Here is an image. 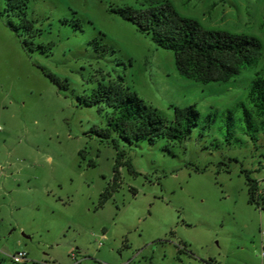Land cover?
<instances>
[{"label":"rangeland","instance_id":"rangeland-1","mask_svg":"<svg viewBox=\"0 0 264 264\" xmlns=\"http://www.w3.org/2000/svg\"><path fill=\"white\" fill-rule=\"evenodd\" d=\"M163 2L257 38L260 62L228 83L185 79L172 51L112 12ZM263 69L264 0H0V264L19 252L23 264H264L244 174L264 193V135L242 132L239 107ZM119 79L168 123L195 106L199 126L175 144L100 138L112 110L82 100ZM113 139L133 170L114 190Z\"/></svg>","mask_w":264,"mask_h":264},{"label":"trees","instance_id":"trees-1","mask_svg":"<svg viewBox=\"0 0 264 264\" xmlns=\"http://www.w3.org/2000/svg\"><path fill=\"white\" fill-rule=\"evenodd\" d=\"M8 3L12 4V0ZM112 12L134 25L139 32L151 36L160 48L172 51L178 73L202 85L228 83L243 70L256 67L262 58L263 45L257 38L205 28L199 22L181 16L169 2L140 9H112ZM95 44L101 48L98 41ZM119 82L115 90L100 87L89 99L82 100L87 107L105 105L112 110L108 129L94 130L100 138L108 140L114 133L130 145L136 142L154 144L160 138L175 144L187 140L199 126L200 114L195 106L177 108L175 120L168 123L146 106L136 93L125 88L123 79ZM248 101L249 109L243 103L239 105L243 108L241 123L245 124L242 132L255 141L257 136L264 135V69L257 74ZM228 120L234 121L232 112H229ZM112 142L118 152L113 172L114 190L119 184L121 167L127 165L132 170V165L124 161L126 154L119 151L118 141L113 139ZM244 174L249 204L264 211L260 183L251 173L245 171ZM112 195L107 190L102 196V204Z\"/></svg>","mask_w":264,"mask_h":264},{"label":"built area","instance_id":"built-area-1","mask_svg":"<svg viewBox=\"0 0 264 264\" xmlns=\"http://www.w3.org/2000/svg\"><path fill=\"white\" fill-rule=\"evenodd\" d=\"M105 238V235H104ZM28 255L25 252H19L16 253L14 256H12V261L16 264H23L26 262Z\"/></svg>","mask_w":264,"mask_h":264}]
</instances>
